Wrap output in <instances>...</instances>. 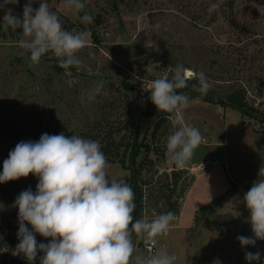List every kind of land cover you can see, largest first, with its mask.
Returning <instances> with one entry per match:
<instances>
[{"label": "rangeland", "instance_id": "1", "mask_svg": "<svg viewBox=\"0 0 264 264\" xmlns=\"http://www.w3.org/2000/svg\"><path fill=\"white\" fill-rule=\"evenodd\" d=\"M25 2L19 0L9 7L22 16ZM82 2L84 9L70 11L66 0H49L50 11L57 14L65 30L89 33L88 45L79 53V68L59 67L51 53L33 64L18 47L22 30L0 28V172L17 143L38 141L44 133L79 135L100 145L122 141L125 146L130 141L126 124L134 111L140 105L145 110L148 106L158 110L149 100V83L171 78L177 64L194 73L203 72L213 90L243 91L255 115H264V0ZM212 3L217 7L209 12ZM32 7L36 9L39 4ZM85 13L93 17L91 23H81ZM214 15H218L216 22ZM217 108L220 106L192 100L176 113L177 119L197 127L203 140L187 165L178 169L185 174L181 175L176 197L180 199L188 185L186 200L191 190L184 221L180 215L175 217L169 235L159 238L156 245V252L175 254V264H247L237 237L253 234L242 200L258 179L253 166L264 161L262 154L248 146L252 136L241 131H245L244 122L259 132L264 126L236 109L225 107L218 112ZM160 119L147 113L136 128L143 147L139 161L146 158L155 164L151 172L155 186L146 191L148 200L161 196L158 188L163 183H156L164 178L159 176L177 170L166 154L167 136L174 130L168 116L153 141L152 132ZM207 160L210 163H200ZM227 167L232 176L240 168L248 175L229 183L224 175ZM206 168L204 175L197 176ZM214 169L220 170L211 172ZM145 171L147 181L150 170L147 167ZM108 172L129 184L130 173L119 164L110 165ZM14 182L13 186L11 181L0 184V264L16 263L18 209L14 201L28 188L35 192L38 181L30 174ZM170 188L175 190L172 184ZM222 190L223 194L214 198ZM205 203L206 207L194 213ZM180 204L182 208V200ZM152 206L148 202L144 217L158 215ZM36 239L47 243L38 234ZM132 239L135 255L150 256L142 239L135 234ZM247 251H260L264 259V241L258 240Z\"/></svg>", "mask_w": 264, "mask_h": 264}, {"label": "clouds", "instance_id": "2", "mask_svg": "<svg viewBox=\"0 0 264 264\" xmlns=\"http://www.w3.org/2000/svg\"><path fill=\"white\" fill-rule=\"evenodd\" d=\"M33 3L39 7L34 9ZM19 0H0V28L22 30L18 41L21 54L27 53L33 64L51 53L63 69L81 65L79 53L88 45V32L65 30L53 11L49 0H26L22 16L9 5ZM68 10L80 11L82 0H66ZM217 5L212 3V12ZM81 23H91L87 13ZM188 78H195L194 90L200 100L211 85L203 72L194 73L177 64L171 78L154 79L148 85L149 100L160 113L168 114L174 129L166 140V154L170 163L183 169L202 143L199 129L176 118L190 98L179 92L188 86ZM110 168L98 141L79 135L44 133L38 141H21L3 162L0 184L27 178L37 179L36 191H22L15 199L18 209V244L16 250L28 264H175L177 256L161 250L154 255H135L133 235L154 248L159 238L169 235L173 212L153 218L134 219V193L125 179L110 177ZM249 212L247 222L252 236H238L247 264H264L260 251H247L256 242L264 241V164L258 179L243 195ZM27 225H30L29 228ZM47 241L37 242L36 235ZM38 253L39 255L38 257Z\"/></svg>", "mask_w": 264, "mask_h": 264}, {"label": "trees", "instance_id": "3", "mask_svg": "<svg viewBox=\"0 0 264 264\" xmlns=\"http://www.w3.org/2000/svg\"><path fill=\"white\" fill-rule=\"evenodd\" d=\"M216 18H218V15H214L213 22H216ZM215 81H223V79H215ZM197 84V80H190L188 81V86L184 89L178 90L179 92H188L189 96H199L200 94L194 90V85ZM219 90H213L212 88L209 89L206 96L203 98L208 97H217L224 99L227 102V107L233 108L238 110L240 113H243V116L249 117L252 120H255L259 122L262 126H264V115L256 116V111L254 109L249 108L248 103L246 101V96L243 91H231V90H225L221 87H218ZM151 106H148V108L145 110L143 109V105H140L139 108H137L133 115L129 118L127 122V128H129V139L130 141L124 146L122 141H120L119 144H117L115 141L113 143H102L101 150L103 151L107 162L109 165L119 164L124 170L129 171L130 173V181L129 185L132 188V191L134 193V203L136 205L135 210L133 212L134 219H139L141 217H144V213L146 212V208L148 205V202H151L153 205L152 208L157 212V214L165 213L168 211H171L174 213L175 217L180 215L181 212V204L180 200L183 201L184 194L187 191V186L185 187L184 191L182 192V196L179 199L176 197V188L179 185L181 181V175H184L185 172L181 170H175L172 171L170 174L164 173L163 175H160L159 177L163 176L164 181L160 180V182H157V186H159L161 183L162 186L158 188V194H161L160 197L156 199H149L148 200V194L146 193L147 190L151 189L155 185L153 184L155 175H151V172L153 171L155 164L151 160H147L146 158L139 161L141 154H142V148L141 145L138 143V135L136 133L137 125L140 121V119L147 113H151L153 115H156L151 111ZM157 117L161 118L160 122H158L152 132V137L154 138L153 141L157 138V133L159 128L161 127L162 123L165 122L166 117H161L156 115ZM264 133V130H262ZM107 142V141H106ZM124 147V150H122ZM155 149H153L154 151ZM128 159V160H127ZM128 161V163H127ZM149 168L150 171H148V180L145 181V173L146 168ZM158 175V174H157ZM156 175V176H157ZM162 179V178H160ZM14 181H11V184L13 186ZM175 187L174 189H171L170 186ZM171 189V190H170ZM169 190L168 195L165 194V191ZM171 191V193H170ZM14 251L17 252L15 264H22V262H25L27 264V261L24 259L22 255H19L18 250L14 249ZM34 264H39V260H36Z\"/></svg>", "mask_w": 264, "mask_h": 264}, {"label": "crops", "instance_id": "4", "mask_svg": "<svg viewBox=\"0 0 264 264\" xmlns=\"http://www.w3.org/2000/svg\"><path fill=\"white\" fill-rule=\"evenodd\" d=\"M223 109H225V107H220V108H217V111L218 112H221ZM242 127H244L243 130H245V131H241L242 135L243 134H246V132H248V134H250L252 136V142H248V146L254 148L258 155H261L262 154L263 157H262L261 160L264 161V133L257 131L255 128L249 126L248 124H245V122L243 123ZM200 163L201 164H207V163H210V161L209 160H207V161H201ZM262 164H264V162L261 163V164H259L258 166H253L252 171L253 172L257 171L258 172L259 171V168L261 167ZM214 168H218V167L215 166ZM219 170L220 169H214L211 172H218ZM206 171H207V168L202 173L198 174L197 176L201 177L202 175H204V173ZM244 172L245 171H243V168H240L239 170H235V173L233 172L234 173V176H232L231 175V169H230V167H227L226 168V173H224V175L226 177V180L229 183L230 182L233 183V182H235L236 179H239V178H241V177H243L245 175H248V174H246ZM253 172H251V173H253ZM229 175H231V177ZM227 181H225V182H227ZM190 191L186 195V200L190 196V193H191ZM222 194H223V190H222V192L219 195H217L214 198H217V197H219ZM186 200H183V207L181 208L182 210H181V213H180V219L182 220V222L184 221L183 219H184L185 210H186V207H187L186 206ZM206 206H207V204L205 203V204H203V206L201 205V206L197 207L196 209H194V213L197 212V211H199V210H201V209H203ZM194 213H192V215H194ZM182 225H183V223H182Z\"/></svg>", "mask_w": 264, "mask_h": 264}, {"label": "water", "instance_id": "5", "mask_svg": "<svg viewBox=\"0 0 264 264\" xmlns=\"http://www.w3.org/2000/svg\"><path fill=\"white\" fill-rule=\"evenodd\" d=\"M193 97H197V96H189L190 101L193 100V99H191ZM200 101L212 103V104L220 106V107H227V102L224 99L217 98V97L201 98ZM151 111H153L154 114L161 116V117H167L168 116V114L160 113L159 110H156V109H152Z\"/></svg>", "mask_w": 264, "mask_h": 264}, {"label": "built area", "instance_id": "6", "mask_svg": "<svg viewBox=\"0 0 264 264\" xmlns=\"http://www.w3.org/2000/svg\"><path fill=\"white\" fill-rule=\"evenodd\" d=\"M145 250L151 256L156 253V246L154 248H149L148 246H145Z\"/></svg>", "mask_w": 264, "mask_h": 264}]
</instances>
